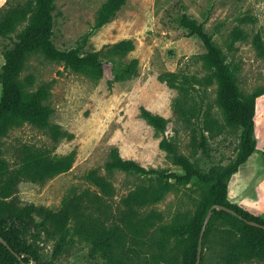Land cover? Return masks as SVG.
Listing matches in <instances>:
<instances>
[{
    "label": "rangeland",
    "instance_id": "1",
    "mask_svg": "<svg viewBox=\"0 0 264 264\" xmlns=\"http://www.w3.org/2000/svg\"><path fill=\"white\" fill-rule=\"evenodd\" d=\"M7 1L21 0H0V7ZM104 1L57 0L55 43L61 49L81 47L87 52L131 38L135 49L120 59L128 62L138 58L139 74L110 84L113 61L109 58H105V75L95 80L42 54L30 57L23 75L34 74L35 87L50 83L47 103L54 109L51 121L74 136L54 140L49 132L24 123L1 139L4 157L15 166L17 148L22 144L45 147L53 154L75 150L77 157L69 170L45 184L22 181L18 192L22 203L59 208L72 188L97 190L85 178L89 170L97 168L115 185L116 195L109 201L113 206L119 205L121 198L146 178L120 170L109 173L105 163L114 146L119 147L123 157L135 159L146 167L179 173L183 172L182 167L160 147L163 136L174 143L178 152L212 174L225 171L241 153L242 130L225 126L223 111L217 103V83L209 79L210 71L201 58L205 45L197 35L189 34L180 19L187 13L198 22H205V30L223 51L225 61L238 66L236 78L241 89L250 93L264 86V0H127L111 22L95 30V15ZM7 43L10 39L0 40V69L5 61L2 46ZM167 71H178L180 81L185 79L183 93L160 79ZM177 99L180 103H176ZM141 106L169 119L162 132H157L140 116ZM208 114L217 123L211 132H204ZM255 123V136L262 152L257 150L230 176L232 196L255 188L264 177V95L257 100ZM194 135L198 137L197 144H193ZM203 192L204 188L194 177L188 184H174L149 209L160 211L164 223L187 219L196 211ZM228 200L238 202L234 197L229 198V190ZM37 234L33 230L28 240L39 251L43 264H108L99 253L93 255L92 246L84 241L68 243L56 254L58 238L44 232ZM224 249L223 225L216 217L204 239L201 264H220ZM243 264H264V261L253 259Z\"/></svg>",
    "mask_w": 264,
    "mask_h": 264
},
{
    "label": "trees",
    "instance_id": "2",
    "mask_svg": "<svg viewBox=\"0 0 264 264\" xmlns=\"http://www.w3.org/2000/svg\"><path fill=\"white\" fill-rule=\"evenodd\" d=\"M56 2L7 1L0 7V40L10 39V43L2 46L5 61L0 69V143L13 128L24 123L49 132L54 140L74 136L51 121L54 109L47 103L50 83L35 87L34 74L23 75L30 57L35 53L95 80L105 75V58H109L113 61L110 84L139 74L138 58L128 62L120 59L135 49L131 38L87 52H83L81 47L59 48L54 40ZM126 2L105 0L96 12L93 29H100L111 22ZM180 23L205 45L206 51L201 58L210 71L209 79L217 83V103L223 111L225 126L242 130V150L235 163L220 173L204 172L188 156L178 152L168 137L163 136L160 147L168 151L175 164L182 167L183 172L179 173L146 167L135 159L123 157L119 147L114 146L105 163L107 171L113 173L120 170L145 176L144 182L123 196L119 205L113 206L109 199L116 195L115 185L107 176L100 174L99 169L93 168L85 178L97 190L91 187L72 188L63 197L59 208H50L22 203L18 196L19 185L24 180L45 184L69 170L76 161V151L53 154L45 147L22 144L17 148V162L13 166L4 157L0 146V237L7 241L5 244L0 240V264H43L39 251L28 240L33 230H37V235L44 232L58 238L54 248L56 254L68 243L84 241L92 246L93 255L99 253L108 264H196L201 230L214 204L233 208L243 216L240 218L229 211L213 209L204 239L215 218L220 219L225 241L220 264H243L253 259L264 261V228L246 221L254 220L264 225V218L228 200L230 176L257 147L255 116L257 100L264 95V86L245 93L236 78L238 66L225 61L223 51L205 30V22H198L184 13ZM160 79L180 93L186 90L185 79L180 81L178 71L164 72ZM176 103H180V99ZM140 116L157 132H162L169 122L167 117L145 106H141ZM209 117L208 114L205 118L204 132H211L217 123ZM198 142V137L194 135L193 144ZM194 177L204 192L196 211L189 218L164 223L160 211L149 209L160 202L174 184H188Z\"/></svg>",
    "mask_w": 264,
    "mask_h": 264
},
{
    "label": "crops",
    "instance_id": "3",
    "mask_svg": "<svg viewBox=\"0 0 264 264\" xmlns=\"http://www.w3.org/2000/svg\"><path fill=\"white\" fill-rule=\"evenodd\" d=\"M261 149L262 147H260L257 143L256 150L249 157V159L257 152V150L262 152ZM247 178L249 181H251L250 175H248ZM230 183L228 184L229 198L231 199L234 197V199L235 198L238 199V202L235 204L241 205L250 212L264 218V189H263L264 187L261 186V184H264V177L260 180L259 185H257L255 188L251 190L244 189L238 192L235 196H232L231 193L232 187H230Z\"/></svg>",
    "mask_w": 264,
    "mask_h": 264
},
{
    "label": "water",
    "instance_id": "4",
    "mask_svg": "<svg viewBox=\"0 0 264 264\" xmlns=\"http://www.w3.org/2000/svg\"><path fill=\"white\" fill-rule=\"evenodd\" d=\"M214 208H219V209H223V210L229 211V212H231V213H233L235 215H239L240 218L243 217L235 209L230 208L228 206H225V205H217V204L212 205V207L210 208V210H209V212H208V214L206 216L204 225H203L202 230H201V234H200V238H199L198 255H197L196 264H201L202 252H203L204 235H205V231H206L207 224L210 221V218L212 216V213H213V209ZM246 221H248L252 225H256V226H260V227H263L264 228V225L261 224V223H259V222H257V221L247 220V219H246ZM0 240L3 243L7 244V241L3 237H0ZM33 264H38V263L37 262H33Z\"/></svg>",
    "mask_w": 264,
    "mask_h": 264
}]
</instances>
